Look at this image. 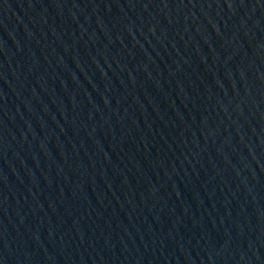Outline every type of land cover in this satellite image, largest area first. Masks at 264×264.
Instances as JSON below:
<instances>
[{
    "label": "water",
    "instance_id": "95a60500",
    "mask_svg": "<svg viewBox=\"0 0 264 264\" xmlns=\"http://www.w3.org/2000/svg\"><path fill=\"white\" fill-rule=\"evenodd\" d=\"M0 264H264V0H0Z\"/></svg>",
    "mask_w": 264,
    "mask_h": 264
}]
</instances>
